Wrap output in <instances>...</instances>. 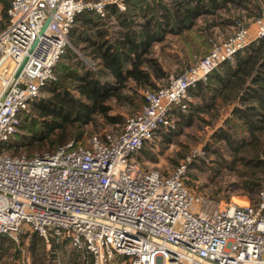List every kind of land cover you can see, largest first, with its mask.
<instances>
[{
  "label": "built area",
  "instance_id": "1",
  "mask_svg": "<svg viewBox=\"0 0 264 264\" xmlns=\"http://www.w3.org/2000/svg\"><path fill=\"white\" fill-rule=\"evenodd\" d=\"M119 0H10L0 25V234L13 242L25 228L46 242L67 240L89 264H264V190L255 202L194 196L187 167L169 173L135 157L156 131L171 127L172 110L188 106V90L221 63L264 36V0L254 29L238 23L168 83L143 90L141 108L118 131L68 141L53 150H2L21 113L57 78L77 15L105 16ZM87 67L94 62L85 58Z\"/></svg>",
  "mask_w": 264,
  "mask_h": 264
},
{
  "label": "trees",
  "instance_id": "2",
  "mask_svg": "<svg viewBox=\"0 0 264 264\" xmlns=\"http://www.w3.org/2000/svg\"><path fill=\"white\" fill-rule=\"evenodd\" d=\"M120 1L133 13H117L115 2L107 4V10L117 13L124 27L119 37L111 38L108 29L103 26L105 21L101 24L84 12L80 22L82 27L91 30L95 26L100 27H97L94 36L72 37V42L75 45L85 43L84 46L89 48H85V53L95 58V67L84 68L77 62L61 64L56 80L46 86L49 95L36 104L37 116L23 119L26 135L16 139L19 144L15 146L16 150L23 145L28 150L26 154L53 150L68 141L83 140L99 124V119L103 123L120 121L123 116L117 109L133 105V96L140 95V88H156L168 83L169 78L161 85L154 83V79L164 77V61L155 54L154 45L158 42H165L163 46L171 45L172 39H168L167 34L180 37L182 46L179 48L183 54L186 44L195 55L202 47L207 52L217 39L208 29L211 22L203 20V23L196 24L197 18L215 14L223 23L234 22L236 26L238 23L246 25V22L241 14L236 13L241 16H235L231 8H246L245 15L254 18L260 12V0ZM0 2L2 13L6 16L10 0ZM222 8L224 12L230 11L228 17H221V13L217 12ZM132 15L145 17L139 31L134 29L137 22ZM105 16L97 18L104 19ZM163 46L160 49L163 50ZM70 56L67 54V59ZM195 60L182 64L175 75L186 70ZM188 91L200 99L201 103L192 106L197 112L229 108V114L216 131L217 139L230 146L232 161L246 168L245 173L249 176L246 187H258L260 179L255 176L258 175V166L264 163V36L251 41L235 53L232 61L221 63L205 80L198 81ZM139 100L141 108L144 97L140 96Z\"/></svg>",
  "mask_w": 264,
  "mask_h": 264
},
{
  "label": "rangeland",
  "instance_id": "3",
  "mask_svg": "<svg viewBox=\"0 0 264 264\" xmlns=\"http://www.w3.org/2000/svg\"><path fill=\"white\" fill-rule=\"evenodd\" d=\"M240 12L241 11H239V14H241ZM86 13L92 14V19L100 22L101 24L105 21V28L111 30V25L108 24V16H105L104 19H102L97 18V14L95 12L86 11ZM239 14L237 15L235 13V16L239 17L242 15ZM245 14H247V12H243V15ZM243 18L246 25H248L249 20H247L245 16H243ZM4 19H6V16L2 13V3L0 2V22H3ZM229 24L232 28L230 34H232L238 26H235L234 22H230ZM170 37L173 39L171 42H174L175 40L174 46L173 43H171V45L163 46L165 42H158L154 45V49H156L155 54L157 53L162 61L164 60L170 68L173 66V61L181 64L182 66V64L184 65L192 62V59H199L206 53L202 47L198 53L193 55L191 51L187 49V45L185 44L184 47L186 49V53L184 52L183 54L180 50V52L178 51V48L182 44L180 39L178 37L168 35V39ZM69 41L76 49L69 47L66 53L62 55L56 66L57 76L61 71V64L77 62L81 65V67L86 68L87 66L83 56L85 52L78 49L70 37ZM162 46L163 50L160 49ZM201 49H203V51ZM67 54L68 56L71 55L70 59H67ZM159 83L160 85L162 84V82ZM138 91L140 95H137V97L133 96V105L128 104L124 107L120 106L117 109V111H120L123 116L120 121L115 123H103L102 120L99 119V124L93 127L92 133L90 135H86L83 140L79 141V143L88 145L90 137L95 133L103 131H118L122 127L125 118L140 109L138 102L140 101V96H143V89L140 88ZM48 95L49 92L45 87L40 91L39 95L34 100L29 102L21 113L22 119L15 134L8 142L3 144V151L10 154H26L28 152L24 145L21 147L19 146L18 150H16L15 146L19 144L15 141L16 139L21 138V136L26 135L25 129L23 128V122L25 120L23 119H30L32 116H37L38 110L36 109V104ZM187 96V108L184 110L177 109L171 116L173 125L171 127H162L158 129L153 139L146 142L135 154L136 159L143 166L151 169H157L158 171L164 173L171 172L179 163H185L187 167L186 185L189 187L194 196L209 198L215 201V203L222 201L255 202L259 191L262 189L264 190V163H261L258 166V175L255 176V178L259 177L260 185H258V187H253V189L246 187V180L249 179V176L245 173L247 171L246 168L242 167L243 165L241 166L239 162H233V152L230 146H228L226 142H221L217 139L216 131L219 126L223 124L225 116L229 114V108H219L218 110L206 109V111L201 110L197 112L195 108H192V106L197 103H201L200 99L191 95L189 91ZM112 113L115 112L113 111ZM22 240L23 241H20L19 245L24 248L27 254L30 250L29 247H25L24 245L30 244L31 242L26 243L25 239ZM14 244L15 243L8 237H0V264H13L14 257L17 254V251L14 249ZM33 245L39 249L37 259L39 263L41 262V264H46L44 261L47 257L48 263L51 261L52 264H56L55 261H64L66 264H80V260L79 262L77 261L78 258L74 248L67 243L61 242L56 244L49 242L47 244L44 239L37 237L36 239L34 238ZM9 248L13 250L10 252ZM30 259L32 260L31 257ZM115 261L118 263L123 262L124 264H128V260L123 257H116Z\"/></svg>",
  "mask_w": 264,
  "mask_h": 264
},
{
  "label": "crops",
  "instance_id": "4",
  "mask_svg": "<svg viewBox=\"0 0 264 264\" xmlns=\"http://www.w3.org/2000/svg\"><path fill=\"white\" fill-rule=\"evenodd\" d=\"M120 1V0H119ZM142 7H144L142 5ZM225 9H218L217 12L221 13V17H228L229 16V10L228 11H225ZM230 10H232V12L234 11L235 13H239V11H241L240 13L242 14V16H245L247 20H249V29H250V32L252 33L253 32V29H254V23H253V18L252 16L250 17H247L246 15H243V12H247L246 11V8H243V7H240V6H237L235 7L234 9L231 8ZM245 10V11H244ZM121 11H125L127 13H130L132 12V9H128L127 7L123 8V9H119L118 6H116V12H121ZM137 12V11H136ZM231 12V13H232ZM117 13H110L109 10H107V15H108V18H109V23L111 25V30L108 29V34L111 36V38H114V37H119L122 33H121V30L123 31L124 27L123 25L121 24V22L119 21V18L116 16ZM133 13V12H132ZM138 13H139V10H138ZM89 14V13H88ZM106 15V16H107ZM85 14L84 13H81L79 15H77L76 19H75V22H74V26H72L71 30H70V33H69V37L70 39H72V37H84L85 35L87 34H92L94 36V33L97 29V27H100V26H95L92 30L91 29H86L84 27L81 26L80 22L81 20L84 18ZM89 17L90 18H93L92 17V14H89ZM135 18V21L137 22V24L134 26V29H136L137 31L140 30V24L143 23L145 21V17L143 15H138V16H134L132 15V18ZM206 18V19H205ZM213 18V20H211ZM203 20L206 22L207 21H210L211 23L209 24V31H211V33L213 34L214 37H216L217 39H223L225 37H227L231 31H232V28H231V25L229 24L230 22H227V23H223L222 22V19L218 18L217 15H206V17H199L196 19V24L198 23H203ZM105 24V23H104ZM102 26V25H101ZM105 27V25H103ZM196 26V25H195ZM229 26V28H228ZM84 29V30H83ZM96 35V34H95ZM169 36H174V37H178L180 38L178 35H175V34H167L166 37ZM137 38H140V37H137ZM172 39V37H170ZM173 40V39H172ZM173 42V41H172ZM175 42V40H174ZM173 42V46L175 45V43ZM181 42V41H180ZM84 42H79V44H76L75 46L78 48V49H81L82 52L84 51L85 52V48H88V47H85L84 46ZM70 48H73V49H76L74 46L69 45ZM68 47V48H69ZM89 49V48H88ZM87 49V50H88ZM180 50V48H178V51ZM181 51V50H180ZM179 51V52H180ZM75 52V51H74ZM76 53V52H75ZM84 58H90L92 60H95L94 57H92L90 54H83ZM164 61V60H163ZM94 62V61H93ZM172 65L171 68L169 65H167V63H165V61L163 62V65H162V68L164 70V77L162 78H157V79H154V83L155 85H160L159 82H164V80H166L167 78H169L170 76H173L176 74V71L180 70V68L182 67L181 64L179 63H175L174 61L172 62ZM177 108H174L172 110V113L173 114L174 112H176ZM148 168V167H146ZM6 237L5 235H2L0 234V237ZM37 237H39L35 232L31 231L29 228H25L23 230V232L20 234L19 236V242H14V249L17 251V254L16 256L14 257V262L13 264H41V262L39 263L38 259H37V254H39V249H37V247H35L33 245V241H34V238L36 239ZM7 238V237H6ZM22 239H25L26 243H30V244H27V245H24L25 247H29V250L30 252H25L24 248L22 246L19 245L20 241H23ZM49 242H52V243H56V244H59L55 241H49ZM47 242V244L49 243ZM63 243H67L68 245H71L70 243H68L67 240H64L62 241ZM72 246V245H71ZM74 248V247H73ZM10 252L13 250V249H10ZM28 250V251H29ZM74 251L76 252V256H77V261L79 262L80 260V264H89V260L86 258V259H83L82 258V254L80 253V251H78L77 249L74 248ZM14 252V251H13ZM80 254V255H79ZM32 258V260L30 259V257ZM80 256V257H79ZM16 258V259H15ZM52 259V258H51ZM64 262V261H63ZM63 262L61 261H55L56 264H63ZM44 263L46 264H52L51 261H49L48 263V257L47 259L44 261ZM64 264H66L64 262Z\"/></svg>",
  "mask_w": 264,
  "mask_h": 264
}]
</instances>
